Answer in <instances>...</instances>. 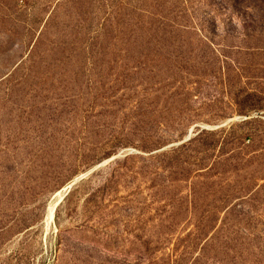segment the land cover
Instances as JSON below:
<instances>
[{
	"label": "rangeland",
	"instance_id": "obj_1",
	"mask_svg": "<svg viewBox=\"0 0 264 264\" xmlns=\"http://www.w3.org/2000/svg\"><path fill=\"white\" fill-rule=\"evenodd\" d=\"M225 47L257 48L240 58L254 68L245 69L230 92L211 72L186 71L194 75L189 81L203 79L196 87L184 83L192 86L186 108L196 117L183 124L182 139L160 126L157 135L166 144L155 152L182 144L190 129L191 137L196 128L244 132L241 142L247 153L235 166L238 174L230 175L264 178V110L239 115L243 96L235 94L238 89L254 90L259 79L254 76L264 77V0H0V148L23 142L17 133L40 127H61L67 134L73 124L80 128L71 118L88 108V87L94 80L112 78V71L119 77L132 70L129 94L136 96L134 86L139 93L147 89L151 99L160 98H153L151 108L184 109L162 103L164 82L186 77L185 70L175 72V61L184 59L179 63L183 68L193 58L211 62L210 49L219 54ZM243 122L249 124L242 127ZM74 139L82 145L91 142L78 134L64 138ZM130 155L149 154L122 147L113 160L86 171L75 159L76 174L65 180L68 173H63L53 185L27 250L13 240L0 252V264H195L203 249L216 264L219 259L226 264H264V187H259L264 179L227 196L228 205L241 214L235 219L230 215L228 226H241L242 235L227 232L213 240L224 215L217 209L222 194L193 197L188 188L171 185L167 174L149 161L128 159L119 168L114 163ZM92 173L98 174L91 186L79 187L70 196ZM105 183L110 194L105 207L96 217L83 213L85 192ZM65 187L67 193H62ZM59 193L66 199L49 222L47 208ZM201 227L205 229L199 233Z\"/></svg>",
	"mask_w": 264,
	"mask_h": 264
},
{
	"label": "trees",
	"instance_id": "obj_2",
	"mask_svg": "<svg viewBox=\"0 0 264 264\" xmlns=\"http://www.w3.org/2000/svg\"><path fill=\"white\" fill-rule=\"evenodd\" d=\"M254 50L257 48L225 47L217 54L210 49L213 59L211 62H198L196 58H193L191 61L194 62L184 63V68L183 64H179L184 59L176 60L175 72L185 70V80L183 77L177 82H164L160 91L164 95L162 99L164 105L185 107L184 109L163 111L151 108L155 96L151 99V93L147 92V89L139 93L138 86L136 88L134 86L132 95L136 96H130L129 93L132 90L129 84L133 81L130 75L133 73L132 70H125L119 77L112 71L109 73V76L113 75L112 78L104 76L105 78L94 80L88 87L90 93L88 108L82 111V114H73L71 118L82 124L80 128L73 124L68 134L61 127L57 128L58 130L40 127L27 134L17 133V138H22L23 142L19 143L15 140L17 145H11L7 147V150L0 148V252L4 246L16 239L19 240L20 246L27 250V243L32 240L31 231L40 223L45 202L54 190L53 185L61 179L59 177L63 173H68L66 179L63 178L65 180L76 174L75 159L81 162L80 165L84 166L83 171H86L115 155L119 148L128 146H133L149 155L146 158L130 155L121 160H114L118 168L128 159H142L151 162L161 170V173L165 172L171 185L188 188L193 197L210 192L222 194L217 199L220 205L217 209L218 212H224V215L214 232L215 235L213 234L214 237L212 236L213 240L220 234L225 236L227 232L234 234L233 236L242 235L241 226L238 228L233 226V229L231 225L228 226L227 220H232L228 218L230 215L233 218L241 214L236 210V206L228 205L227 196L232 193L239 194L255 181L264 179L246 175H240L241 178L234 179L230 175L232 172L238 174L235 166L244 161L243 156L247 153V147L241 142L245 137L244 132L231 134L225 129L205 131L196 128L195 135L188 141L168 150L155 151L166 144L157 135V129L160 126L167 133H179L178 138L182 139L186 134L185 131L183 132L185 128L183 124L196 117L186 108L192 100V86L188 87L184 83L193 84L196 87L197 82L203 79L189 81V77L194 75L186 71L199 74L205 71L211 72V76L220 77V85L223 88L225 86L230 92L236 87L235 79L241 76L245 69L254 68L240 61L241 57L249 56ZM187 53L191 54L189 51ZM185 64H188V67ZM254 77L259 78L256 80L258 82L254 90L238 89L235 93L236 97L243 96V100L238 104L239 115L248 116L252 112L264 110V77ZM149 87H152V84ZM120 91L121 94L118 93ZM118 94L119 96H116ZM126 96L128 98L123 100ZM130 100V104L121 105ZM248 124L249 122H243L242 127ZM255 131L250 132L252 136L256 135ZM75 134L91 138V142L82 145L75 139L64 140L66 135L73 139ZM228 147L229 149L226 150L225 148ZM97 174L92 173L89 178L72 188L70 196L79 187L91 186ZM63 179L62 182L65 181ZM259 187L262 188L264 185ZM107 189L105 183L86 191L81 204L82 212L88 213L90 217L98 216L101 209L105 207V197L110 195ZM203 229L205 227H201L199 233ZM243 239L239 244H242ZM205 252L206 249H203L202 255L195 260V264L218 263V260L214 262V259L212 261L207 258ZM226 263L223 259H219V264Z\"/></svg>",
	"mask_w": 264,
	"mask_h": 264
},
{
	"label": "bare ground",
	"instance_id": "obj_3",
	"mask_svg": "<svg viewBox=\"0 0 264 264\" xmlns=\"http://www.w3.org/2000/svg\"><path fill=\"white\" fill-rule=\"evenodd\" d=\"M68 187H69V186H68ZM67 189H68V188L65 187V188L63 189V192H62V193L66 192ZM66 193H67V192H66ZM64 197H65V196L62 197V194L59 193V194L57 195V199H56L53 203L51 202V204H49V206H48V208H47V218L45 217L49 222L52 221L53 213H54V210H55L56 206H57L58 204L61 203V201L63 200Z\"/></svg>",
	"mask_w": 264,
	"mask_h": 264
},
{
	"label": "water",
	"instance_id": "obj_4",
	"mask_svg": "<svg viewBox=\"0 0 264 264\" xmlns=\"http://www.w3.org/2000/svg\"><path fill=\"white\" fill-rule=\"evenodd\" d=\"M191 134H192V129L189 130L187 137H186L181 143H184V142L188 141V140L190 139V137H191ZM113 159H114V158H110L109 161H111V160H113ZM80 178H82V177H80ZM80 178H79V179H80ZM70 187H71V186H69V188H70Z\"/></svg>",
	"mask_w": 264,
	"mask_h": 264
}]
</instances>
